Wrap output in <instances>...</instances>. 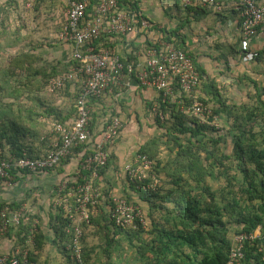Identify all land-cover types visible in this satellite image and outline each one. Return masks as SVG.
I'll use <instances>...</instances> for the list:
<instances>
[{"label": "trees", "instance_id": "obj_1", "mask_svg": "<svg viewBox=\"0 0 264 264\" xmlns=\"http://www.w3.org/2000/svg\"><path fill=\"white\" fill-rule=\"evenodd\" d=\"M26 1L22 4L20 0H4V3L0 1L1 5L4 4L0 5V12L4 9L3 12L7 13L8 8H3L6 4L11 11H17L21 6L25 8ZM96 1L90 0L88 12ZM256 1L264 4V0ZM119 4L127 5L146 19L135 0L132 3L120 0ZM61 27L62 25L59 30ZM14 30L16 29H13L11 37L15 36L7 39L10 31L0 22V59L6 60V64L0 67V158H19L23 155L37 158L43 154L49 140L50 125H70L74 120V103L79 88L75 83H67L59 92L49 94L46 89L48 79L68 72L74 61L70 57L64 61L54 60L48 55L49 60L42 53V42L33 45L29 41L24 42L23 38L22 45H18L19 31ZM161 34L160 41L174 43L170 41L167 32L163 31ZM122 42L121 36L101 35L93 46L96 51L109 49L116 52L117 46ZM50 44L46 45L50 47ZM157 45L154 44V47ZM15 48L16 53L10 58L1 53ZM260 53L264 56V48ZM259 55L258 53V57H254L255 60L260 61ZM129 61L130 58L121 60L124 66ZM194 65L204 75L195 97L211 107L212 115L207 117L206 123L201 124L196 118L180 111V100L185 106L190 104L182 94L163 101L158 93L157 102L151 103L148 109L154 115L159 135L153 138L152 145L143 147L138 154H144L153 160L149 173L156 177L159 185L156 189L144 188L152 182L150 176L141 183L132 184L128 178L122 182V189L126 184L127 190L135 193L136 202L125 190L121 198L129 205L138 207L139 203L142 206L148 228L143 230L139 224L135 230H120L111 222L106 207L112 204L108 198L112 194V187L108 181L106 185L101 183L110 163L115 164L113 155L109 152L106 165L98 170L99 177L92 182V186L99 189L100 196L89 225L83 227L81 264H88L91 260L85 239L101 223L103 226L96 230L104 233L100 246L104 252L100 257L121 251L122 244L114 240V237L124 231L128 249H136L137 264H226L232 237L242 232L251 233L256 227L264 226V84L259 87L252 81L254 93H248L247 102L226 105L223 94L218 92L213 81L205 76V72L195 62ZM223 88L225 87L222 86L221 89ZM174 90L176 95L178 90ZM115 93L114 89L111 97ZM56 98L60 99L59 104L56 103ZM95 101L100 100L90 99V105L93 106ZM154 106L155 111L152 110ZM95 114L92 111L89 123L92 132L101 122H97L99 118ZM213 116L222 120L220 128L210 126ZM229 145L230 150L227 149ZM87 147L79 145L73 148L61 165L69 164L78 156L84 158L90 152ZM75 177L74 172H71L67 179ZM81 177H77V182L88 178L85 172ZM18 178L13 176L12 181L16 182ZM22 179L29 181L24 177ZM71 185L70 182L67 184ZM16 188L18 187L0 192L9 194L16 191ZM3 200H0V208L6 205L14 209L21 204L18 199ZM51 205L49 203L48 206V227L54 235L52 245L56 246L64 264H77L65 250L69 240L65 228L69 222L61 209L52 215ZM41 208L44 214V203ZM35 218L36 215H28L27 212L15 231L8 229L0 239L6 237L8 241L14 235L11 246L24 247ZM44 245L43 230L37 226L28 256L31 264L44 253ZM258 245L259 241L245 246V261L242 264H264V252H258Z\"/></svg>", "mask_w": 264, "mask_h": 264}, {"label": "built area", "instance_id": "obj_2", "mask_svg": "<svg viewBox=\"0 0 264 264\" xmlns=\"http://www.w3.org/2000/svg\"><path fill=\"white\" fill-rule=\"evenodd\" d=\"M120 0H97L90 6V0H66L65 21L58 33V41L70 46L69 57L74 65L68 72L48 79L46 89L55 94L67 83L78 86V94L74 103L75 116L70 125L52 123L48 128L50 135L43 154L37 158L23 155L19 158H0V191L19 187L30 176L44 174L61 165L73 148L87 145L90 150L84 158L75 159V178L62 180L51 191V206L54 212L61 209L66 221L69 222L65 233L69 237L66 252L71 260L81 264L83 227L89 225L94 214L98 188L92 186L94 179L99 177L98 170L103 168L110 156L108 148L118 139L123 130V123L118 116H111L107 121L101 120L100 125L92 132L89 129L92 106L90 99L102 100L112 95L114 89L124 90L135 82L140 88L152 89L160 94L163 101L182 94L190 104L185 106L180 100V111L196 118L201 124L206 123L212 115L211 107L198 101L195 97L198 85L204 75L196 70L192 57L179 45L164 41L148 43L137 51L132 49L133 58L124 64L121 55L113 50L96 51L95 43L101 35L121 36L123 44L130 48V38H137L151 28V23L140 17V13L131 10L127 5L119 4ZM132 3L133 0H127ZM35 0H27L25 8L30 9ZM183 7L200 5L213 8L216 12L221 5L216 0H179ZM239 19V34L243 42H250L260 30L264 29V4L256 0H235L232 6ZM121 44V43H120ZM154 44H158L154 47ZM178 92L175 95V90ZM118 95V94H117ZM117 95H114L117 96ZM155 106L152 108L155 111ZM152 111V112H153ZM154 113V112H153ZM218 118L213 116L210 126L219 128ZM73 161V160H72ZM153 160L144 154H136L134 159L123 166L125 178L132 184L141 183L150 176L152 182L144 188L156 189L159 185L155 176L150 175ZM85 172L88 178L77 182ZM25 173V174H23ZM13 176L19 177L13 182ZM82 178V177H81ZM71 186H67L68 183ZM27 183V182H25ZM143 188V187H142ZM143 188V189H144ZM111 206L106 207L114 227L120 230H135L140 224L146 229L148 224L138 207L129 205L123 198L109 194ZM71 202L72 205L70 204ZM28 212L25 203L14 209L8 206L0 208V237L8 229L12 232L20 225ZM37 232L36 222L31 224L28 237L23 246H11L14 235L8 238L9 248L0 252V264H30L29 251L33 245L34 234ZM6 237L1 241H6ZM12 240V242H11ZM259 241L258 252H264V226H258L251 233H239L232 237L231 247L226 264H242L245 261V246ZM11 242V243H10ZM264 262V255L262 256Z\"/></svg>", "mask_w": 264, "mask_h": 264}, {"label": "crops", "instance_id": "obj_3", "mask_svg": "<svg viewBox=\"0 0 264 264\" xmlns=\"http://www.w3.org/2000/svg\"><path fill=\"white\" fill-rule=\"evenodd\" d=\"M62 1L66 4V0ZM135 1L144 17L150 21L151 28L143 32L145 35L141 34L135 40L134 38H130L131 41L127 40L131 49L127 48L123 42L119 44L117 51L121 58H133L132 49L137 51L148 43L160 41V35L162 36L161 33L165 31L171 38L170 41L191 55L196 66L205 72L209 80L213 81L218 92L223 94L226 105H239L247 102L248 93H254L252 81L256 82L259 87L263 86L261 82L263 80L260 78L264 76V70L261 71L260 66L256 70L262 58L259 55L260 61H257L254 57H258V53L260 54L264 48V29L260 30L250 42H243L239 34V19L232 8L235 0H216L219 5L222 4L219 12L208 6L183 7L179 0ZM135 60L141 61L139 57H135ZM261 67L264 69V66ZM243 84L246 87L244 91L240 89ZM222 86L225 88L221 89ZM114 95L117 96L114 97ZM114 95L113 97L108 95L100 101H95L92 106V111L99 118L97 122L101 119L107 121L111 116H118L123 123V130L118 139L108 148L115 164L110 163L101 183L106 185L108 181L112 187V194L115 196L121 197L125 190V193H128L136 202L135 193L129 192L126 184L122 189V182L125 181L123 166L133 160L143 147L152 145L153 138L159 135V130L153 120L154 115L148 109L151 103L157 102V93L152 89L140 88L132 82L128 88L117 90ZM70 163L65 166L63 164L44 174L35 175L29 178L27 183L23 181L12 193L0 192L2 202L3 199L10 201L18 199V203H25L28 215H36L32 224L36 222V225L43 230L44 253L38 256L36 262L32 264H64L62 257L56 251V246L52 245L54 235L48 227L50 224L48 206L52 200L53 188L58 186L62 180H66L71 171L74 172V164L68 169ZM38 179L40 180L37 181ZM42 203L45 207L44 214H42ZM54 213L51 209V214ZM101 226H103L102 223ZM100 227H94L85 239L87 252L91 256L88 264H137L136 249H128L124 231H119L120 234L114 237V240L122 244L121 251L100 257L104 252L100 248L104 233L96 231ZM134 243L137 242L134 241ZM8 248L7 241L0 242V252L7 251Z\"/></svg>", "mask_w": 264, "mask_h": 264}, {"label": "rangeland", "instance_id": "obj_4", "mask_svg": "<svg viewBox=\"0 0 264 264\" xmlns=\"http://www.w3.org/2000/svg\"><path fill=\"white\" fill-rule=\"evenodd\" d=\"M0 1L4 3L3 2L4 0H0ZM23 1L24 0H20L21 4L23 3ZM18 5H20V3H18ZM3 8H8V11H6L7 13L3 12L4 9L2 10V12H0V22H2L3 26L7 28L8 31H10V35H8L7 39L13 38L15 36V35H12L11 37V34L14 33L13 29H16L14 31L16 32L19 31L18 34H19L20 40H18V45H22L23 42L21 39L25 38L23 39L24 42L29 41L30 44H33V45H36L42 42V53L46 55L47 58L49 55L51 59L64 61L65 59L69 57L70 46H68L67 44H61L58 41V33L60 31L59 26L63 25L65 21V15H66V9H67L66 4L63 3L62 0H37L36 3L33 5V7H31L30 9H26L23 6H21L20 9H18L17 11H11L9 8V5L7 4ZM48 43H51L50 47L46 45ZM16 50L17 49L15 48V50L6 51V53L4 50V52H1V53H3L4 54L3 56H5L6 58H10L11 55L16 53L15 52ZM249 56H252V55L250 54ZM260 58H262V61L264 60L263 53H260ZM4 64H6V60L0 59V67L4 66ZM258 66H260L259 68L261 71L264 70L261 67V66H264V63L260 62V64L257 65L256 70L259 69ZM260 79L263 80L261 82L262 84H264V76H262ZM240 89H242L243 91L246 90V87H244V84L241 86ZM248 90L252 91L251 89H248ZM56 100L58 101L56 103L59 104L60 99L56 98ZM51 103L52 101L49 104ZM217 121H218V125L220 128L223 125L222 120L219 119ZM230 148L231 147L229 145L227 149L230 150ZM73 164L74 162H71L68 169ZM39 180L40 179H38L37 181ZM137 206L140 212L142 213V215L144 216V213L141 208L142 206H140L139 203H137Z\"/></svg>", "mask_w": 264, "mask_h": 264}, {"label": "clouds", "instance_id": "obj_5", "mask_svg": "<svg viewBox=\"0 0 264 264\" xmlns=\"http://www.w3.org/2000/svg\"><path fill=\"white\" fill-rule=\"evenodd\" d=\"M230 247H231V245H230Z\"/></svg>", "mask_w": 264, "mask_h": 264}]
</instances>
